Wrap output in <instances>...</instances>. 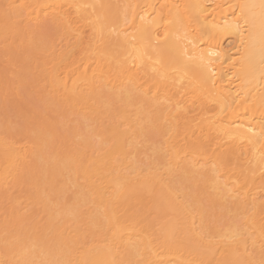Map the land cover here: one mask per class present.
Returning a JSON list of instances; mask_svg holds the SVG:
<instances>
[{"label":"bare ground","instance_id":"bare-ground-1","mask_svg":"<svg viewBox=\"0 0 264 264\" xmlns=\"http://www.w3.org/2000/svg\"><path fill=\"white\" fill-rule=\"evenodd\" d=\"M262 3L0 0V40L55 35L36 85L74 122L64 150L0 135V191L48 210L10 211L0 264H264Z\"/></svg>","mask_w":264,"mask_h":264},{"label":"rangeland","instance_id":"rangeland-1","mask_svg":"<svg viewBox=\"0 0 264 264\" xmlns=\"http://www.w3.org/2000/svg\"><path fill=\"white\" fill-rule=\"evenodd\" d=\"M47 30L48 29L45 30V33L47 32ZM49 30H48L49 32L46 33V37L44 34V30H41L44 34L43 38L38 36V34H37L38 32L35 33L36 35L32 34L31 36H29V42H30V39L32 37H35V39H33V42L31 41L33 44H31V42L29 43L28 39H27V41H24V42L17 41V39L19 37H22L23 33H20V36L18 34L14 43L11 41L9 42V40L6 42L5 41L6 38L0 40V43L1 42L3 43V44L2 43L0 44V45H2V46H0V87H1L0 88V135L2 136V138H5L6 141L7 140H8V142L13 141V143L15 142V144H16V141L18 142V144H21V142H25V143L27 142L28 143V141H26L28 139V140H30L29 144L34 142L37 145H39L38 144L39 141L41 144L45 143L46 145L52 143L51 146L48 145L49 149H50V147L52 149L53 148L56 149V148L60 147L59 149L64 150V147H66V145H67L66 141H68L70 138L69 137L70 126L74 122L71 125H69V123H67V121H66L67 119L66 120L63 119L65 122L62 120L64 122V123H62V121L60 119H62L61 117L67 118L65 116V114H67V111L64 112V109H63L64 115L63 116L60 115L61 117L58 116L59 114H62V112H60V111H62L61 108H63V107H61L59 104H58V106H56L57 105L56 101L54 104V100H52V98L51 99L49 98L50 95L46 91H43V90H46L45 87H43L44 88L43 89L40 85H38L39 87L36 85V84L40 83L41 78H40L39 71L35 72V70H33L34 69L33 67H35L34 65L37 64L36 62L40 63L39 60L42 59V58H39L40 57L39 55H42L45 52V48L41 46V45L44 46V44L41 41H45V38H46V40L49 39V41H52L51 43H53V39H55V35H54V37L50 36V35H53V33L51 32V29H49ZM41 31L39 32V34L42 33ZM40 38H42V39H40ZM39 39H40V41H39ZM25 40H26V38H25ZM49 41L48 42L45 41V42H47L49 44ZM47 45H45V46L48 47ZM5 46H7V47L5 48ZM26 48H28V49H26ZM37 48H38V50H36ZM42 48H44V49H42ZM35 52L37 54H35ZM41 57H43V56H41ZM4 60H6V61H4ZM39 65H38V68H39ZM15 69H16V71H15ZM8 72H9V74H8ZM38 73H39V76H38ZM9 80H11V81H9ZM42 83H43V81H41V84ZM18 89L20 91H18ZM35 92H38V93H35ZM10 93H11V95H10ZM37 99H39V100H37ZM48 99L52 100L53 103H52V101L50 102V100H48ZM47 100L49 102H47ZM49 103H51V104H49ZM53 104H54V106H53ZM46 106H48V107H46ZM59 107H60V109H59ZM58 110L60 113L58 112ZM69 122H72V121L69 120ZM60 125L63 127H61ZM46 130L51 131L52 135H51V133H49ZM27 133H29V134L27 135ZM47 134L49 136H47ZM64 134L66 135V137ZM53 135L55 136V138L53 137ZM50 136H51V138H50L51 141L47 142V140L49 139ZM42 137L44 139L43 140L44 142L41 139ZM52 137H53V139H52ZM52 146H54V147H52ZM28 182H29L28 180H25L20 184L21 186L14 185L15 187H13L12 189L9 188L10 190L7 193H6V191L4 192V190L0 191V228H2V225L3 226L5 225L4 223H7L10 225V223H8V220L12 216V213L10 211L13 212V210H15V208H18V206H20L21 209L23 207V211L25 210V212H23V213H25L26 216L28 217L27 219L24 220V222L22 224L24 226H22V229L23 228H32L34 224H37V225L40 224V226H42V224L48 223V210L45 207H43L40 202H39V204L37 202H36L37 204L35 203L36 200H34L35 195L33 196V193L36 192V188L34 187L35 185L34 186L31 185V184H34V183H30L31 180L29 183ZM25 183H27V184H25ZM38 184L36 185L37 188L39 187ZM34 188H35V191L33 190ZM49 194L50 195L48 196V198H52L51 194H53V193L51 192ZM23 202L26 203V205ZM17 203H20V204H17ZM21 204L23 206H21ZM53 212L56 216H55V219H54L52 225L56 224L57 226H62L64 223L63 219L61 218V217H63L62 210H60L59 206H57L56 210ZM56 217H57V219H56ZM1 221H2V224H1ZM11 221H9V222H11ZM11 225H13V224H11ZM11 225L9 227H11ZM4 229L8 230V229H6V226ZM4 229L2 231V232H4V234H2V232H1L0 237L6 235L5 234L6 232ZM11 229L9 228V231ZM14 229H15V227L13 228V230ZM39 233H41L40 228H39ZM49 235H51L50 232H48V236Z\"/></svg>","mask_w":264,"mask_h":264},{"label":"snow or ice","instance_id":"snow-or-ice-1","mask_svg":"<svg viewBox=\"0 0 264 264\" xmlns=\"http://www.w3.org/2000/svg\"><path fill=\"white\" fill-rule=\"evenodd\" d=\"M77 8H79L80 6H76ZM245 6H241V8H243ZM261 9H262V17H264V3L261 4ZM245 23H247V20H245ZM262 27H264V19H262ZM237 28H239V25H237ZM145 53L142 50H137L136 56L134 58L135 61H139V63H135L133 64V67L139 68L142 63H143V58H144ZM218 55V54H217ZM129 71H131V69H129ZM229 111H231V109H228ZM225 112V108L221 107L220 112L216 113V116H223Z\"/></svg>","mask_w":264,"mask_h":264}]
</instances>
